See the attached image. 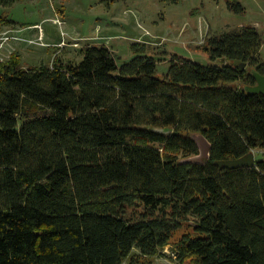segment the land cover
<instances>
[{
	"label": "trees",
	"instance_id": "1",
	"mask_svg": "<svg viewBox=\"0 0 264 264\" xmlns=\"http://www.w3.org/2000/svg\"><path fill=\"white\" fill-rule=\"evenodd\" d=\"M262 46L253 26L216 35L212 65L174 55L164 77L139 44L124 65L94 44L79 63L0 60V264H135L182 231L177 264H264V159L219 165L264 151ZM195 133L205 166L181 163Z\"/></svg>",
	"mask_w": 264,
	"mask_h": 264
},
{
	"label": "rangeland",
	"instance_id": "2",
	"mask_svg": "<svg viewBox=\"0 0 264 264\" xmlns=\"http://www.w3.org/2000/svg\"><path fill=\"white\" fill-rule=\"evenodd\" d=\"M229 0H22L0 7V15L12 23L0 26V60L13 54L25 67L53 66L61 60L82 61L88 45H106L119 65L134 57V44L145 46L158 62L164 77L172 56L179 55L202 65H212L203 50L209 38L253 26L262 36L264 59V0H239L245 12L228 8ZM264 159V151H252ZM172 245L153 258L135 264H177ZM136 253V252H135ZM123 264H131L126 260ZM188 264L190 262L188 261Z\"/></svg>",
	"mask_w": 264,
	"mask_h": 264
},
{
	"label": "water",
	"instance_id": "3",
	"mask_svg": "<svg viewBox=\"0 0 264 264\" xmlns=\"http://www.w3.org/2000/svg\"><path fill=\"white\" fill-rule=\"evenodd\" d=\"M226 60H223L225 63ZM246 65H242L245 69ZM252 76L256 79L257 84L255 86L247 87V91L251 94H264V76L259 74L257 71L252 72ZM170 133V132H168ZM192 140L197 144L199 148V154L190 156L181 160L182 164H196L205 166L211 160V153L213 149L212 143L202 134L195 133L191 135ZM219 165L223 168H242V167H253L256 165V159L254 155L238 159L220 162Z\"/></svg>",
	"mask_w": 264,
	"mask_h": 264
},
{
	"label": "crops",
	"instance_id": "4",
	"mask_svg": "<svg viewBox=\"0 0 264 264\" xmlns=\"http://www.w3.org/2000/svg\"><path fill=\"white\" fill-rule=\"evenodd\" d=\"M112 51V50H111ZM113 52V51H112ZM82 56V55H81ZM76 63H78V62H76Z\"/></svg>",
	"mask_w": 264,
	"mask_h": 264
}]
</instances>
